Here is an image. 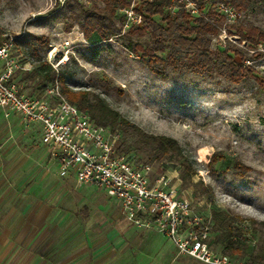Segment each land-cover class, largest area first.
Listing matches in <instances>:
<instances>
[{"label":"rangeland","instance_id":"obj_1","mask_svg":"<svg viewBox=\"0 0 264 264\" xmlns=\"http://www.w3.org/2000/svg\"><path fill=\"white\" fill-rule=\"evenodd\" d=\"M119 6L114 15L105 0H71L62 7L54 0H0V27L5 37L14 40V54L21 61L36 64V58L51 63L65 75L67 87L75 92L88 91L98 95L122 117L150 135L170 137L177 141L182 156L196 171L192 184L182 187L178 161L173 156L152 158L142 152L129 150L153 167V177L165 175L169 185L192 201L193 208L203 219L211 211H222L238 217L247 246L242 260L264 247V43L243 42L229 36L232 25L215 11L220 0H196L198 16L219 27L212 38L210 51L226 61L232 56L235 65H242L250 74L238 82L225 76L202 77L190 66L167 69L156 76L131 50L133 44L151 43V32H158L165 23L153 18L148 32L139 38L131 29H123L124 18ZM143 10L142 0L134 4ZM99 11L112 35L100 40L95 34L86 38L82 24L85 14ZM239 23L251 24L264 32V0H249L238 10ZM35 37L48 40L39 49ZM39 49V50H38ZM38 50L37 55L33 54ZM237 51L240 56H234ZM164 57V54L157 53ZM16 82L22 75H18ZM19 83V82H18ZM23 93L33 94L30 81ZM5 117L14 115L2 111ZM18 124L29 129L20 122ZM130 139L126 138L129 147ZM88 195L89 207L116 212L115 203L95 187H82ZM171 248V247H170ZM171 264H201L188 257Z\"/></svg>","mask_w":264,"mask_h":264},{"label":"built area","instance_id":"obj_2","mask_svg":"<svg viewBox=\"0 0 264 264\" xmlns=\"http://www.w3.org/2000/svg\"><path fill=\"white\" fill-rule=\"evenodd\" d=\"M68 1L54 0V6L60 8ZM128 1L131 5L120 11L125 30L143 24L142 11L134 8L138 0ZM166 1L170 16L181 10L198 16L196 0ZM215 11L230 24L241 19L237 9L223 3ZM13 40L8 36L0 43V109L16 114L25 126H39L40 143L58 175H71L78 187L103 192L128 224L165 237L177 255L201 264H251L216 251L211 220L195 212L192 201L169 185L170 178H154L151 164L125 153L119 133L96 124L87 112L68 103L56 82L38 93H23L13 76L26 64L14 54Z\"/></svg>","mask_w":264,"mask_h":264},{"label":"crops","instance_id":"obj_3","mask_svg":"<svg viewBox=\"0 0 264 264\" xmlns=\"http://www.w3.org/2000/svg\"><path fill=\"white\" fill-rule=\"evenodd\" d=\"M80 189L71 175L57 174L40 143L39 126L21 127L15 114L5 117L0 109V264H171L180 259L168 239L128 224L118 208L91 209Z\"/></svg>","mask_w":264,"mask_h":264},{"label":"trees","instance_id":"obj_4","mask_svg":"<svg viewBox=\"0 0 264 264\" xmlns=\"http://www.w3.org/2000/svg\"><path fill=\"white\" fill-rule=\"evenodd\" d=\"M126 1L128 0H105V8L111 7L109 15L113 16L119 6L127 5ZM220 1L239 10L241 7L244 8L249 0ZM142 6L143 24L128 31L129 33L136 32L137 36L142 38L148 32L149 25H153L154 17H160L165 23V27H160L158 32H151L152 41L150 44H133L131 50L134 54L139 55L142 62L156 76L162 77L169 68L188 65L204 78H210L215 74L225 76L230 82L238 83L244 78L245 72L247 75L252 72L250 68L246 71V68L242 65H235L232 56L225 55L226 61H219L214 57L210 51V44L212 38L217 36L220 30L218 26L209 20L202 16H191L183 10L177 12L174 16H170L165 10L166 0H142ZM239 21L232 25L231 31H228L229 36H235L237 40L243 42L264 43V32L251 24L239 23ZM80 26L86 38H90L95 34L100 40H107L112 35L109 27L104 23L103 15L99 11L85 14ZM3 34L4 31L0 27V36ZM34 41L40 50L48 45V40L43 37H35ZM38 50H34L33 54L37 55ZM157 53L165 56H159ZM233 55L240 56V53L234 51ZM25 62L22 61L23 64ZM19 74L22 76L18 83L15 80L19 78ZM13 81L18 85L30 81L36 87L34 93L40 92L45 85L56 82L62 96L68 103L81 111L87 112L96 124L108 128L111 132L120 134V146L125 153L132 154V152H129L131 148L134 151L144 153L150 159L173 156L178 161L181 186L189 187L193 185L192 179L197 173L192 165L183 158L181 148L176 140L143 132L117 111L111 109L96 94L88 91L75 92L70 90L66 85L65 75L54 69L51 64L37 57L36 64L31 65V69L28 71L18 70L13 76ZM126 138L130 139L129 147L126 145ZM132 155H135V153ZM200 184L196 183L193 187L196 188ZM210 220L212 222L213 248L229 257L241 259L247 250L244 242V231L240 225L242 220L228 213L215 210L211 211ZM247 262L264 264V247L251 252L248 255Z\"/></svg>","mask_w":264,"mask_h":264}]
</instances>
